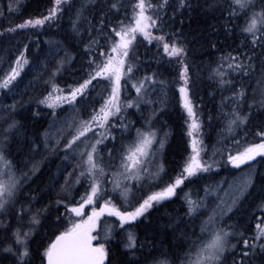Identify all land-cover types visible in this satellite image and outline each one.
Listing matches in <instances>:
<instances>
[{"label":"snow or ice","instance_id":"snow-or-ice-1","mask_svg":"<svg viewBox=\"0 0 264 264\" xmlns=\"http://www.w3.org/2000/svg\"><path fill=\"white\" fill-rule=\"evenodd\" d=\"M22 4L23 0H9V13L19 14ZM49 5L41 14L0 31V36L62 24L69 13V27L73 38L83 43L87 67L81 66L83 74L61 88L56 77L72 57L60 42L46 41L50 44L47 55L54 63L48 69L41 61L48 79L44 81L46 92L37 98L36 105L52 111L48 128L25 142L29 157L23 166L11 158L9 144L12 133L23 127L15 116L24 104L13 100L0 105V264H253L258 254L264 255V184L253 195L256 185L251 172L230 184L226 198L220 192L227 181L206 184L204 195L197 192L195 199L191 190L185 193L184 211L170 225L180 235L167 243L155 236L141 241L132 231L134 222L146 219L156 204L177 195V189L183 191L181 186L186 182L212 173L222 162L225 167L239 169L241 165L251 167L257 157L264 159V0H81L79 6L76 0H49ZM185 13L189 19L192 13L211 16L216 23L208 25V32L189 37L183 27ZM3 14L0 11V16ZM220 30L226 38L238 32L243 42L223 51L211 39ZM200 41L220 53L207 65L208 79L221 93L218 116L223 121L217 141L222 146L213 145L211 155L204 149L202 122L189 87L194 83L189 54ZM145 42L155 44L157 65L166 59L178 72L191 151L174 177L133 204L134 188L163 180L165 169L158 153L162 156L168 135L166 130L161 135L154 121L162 111L169 82L159 79L156 70L138 75L142 62L137 48ZM29 64L23 51L8 60L7 67L0 60V94H16L17 78ZM42 76L37 74L34 79ZM254 79L257 86L250 84ZM129 85L135 92L131 98ZM158 88L161 96L153 99ZM64 104L70 115L61 119L56 109ZM142 106L148 112L137 127L128 112L133 108L139 112ZM38 115L33 112V117ZM253 119L260 121L253 139L241 144L239 134L243 132L247 141L249 132L245 129ZM228 140L236 145L235 151L232 145L224 147ZM49 157L60 161L57 173L64 177L61 189L65 195L58 194L55 201L34 208L37 194L34 189H25L44 170ZM76 185L84 188L78 201L72 196ZM117 193L122 206L113 202ZM213 197L214 206L209 210L208 201ZM101 199L104 203L95 207ZM85 205L92 206L87 218ZM53 210L56 215L49 225L51 232L46 231V238L33 246L38 229ZM105 213L116 219L102 242L93 231ZM117 229L123 234L119 255L108 247Z\"/></svg>","mask_w":264,"mask_h":264},{"label":"trees","instance_id":"trees-1","mask_svg":"<svg viewBox=\"0 0 264 264\" xmlns=\"http://www.w3.org/2000/svg\"><path fill=\"white\" fill-rule=\"evenodd\" d=\"M80 2L81 0H76V6H79ZM8 5L9 0H0V11L4 13L3 16H0V31L22 22L23 19H27L30 15H39L50 6L49 0H23L21 11L17 14L15 12L9 13ZM169 11H171V9H169ZM69 15V13H66L62 24L59 25H45L41 29L18 30L17 33H5L3 36H0V60L4 61V67H7L8 60L14 59L20 51H23L30 61V64L26 65L24 70H22L21 77L17 78L20 83L18 88L15 89L16 94H9L7 96L0 94V105L11 104L13 100H17L24 104V108L20 109L19 114L15 116V119L20 121L23 127H21L18 132L12 133V142L9 144L11 158L19 162L20 166H23L29 157L25 142L36 138L39 133L44 132L49 126L51 111L45 105H40L39 107L36 105L37 98H39L42 93L46 92L44 81L48 79V72L41 65V61L47 64L48 69H51L54 63L52 58L47 55L50 44L46 43V41L60 42L68 56L72 57L71 63L66 65L65 70L57 75V84L62 86H65L66 83L71 84L74 79H77L83 74L81 66L84 68L87 67V56L83 51V43L73 38V34L69 27ZM183 19L185 20L183 27L185 32L189 34V37L194 34H199L201 31L208 32V25L216 23L211 16L205 17L196 13H192L190 19L189 14L185 13ZM138 39L142 40L143 38L139 37ZM211 39L215 40L219 48L223 51H228L229 46L235 48L243 42L238 32L232 38H226L222 30L219 31L218 35L211 36ZM25 44L28 45L26 49L24 47ZM201 44H204V47H201ZM65 52H61V55H64ZM137 54L140 56L142 62L141 72L138 73V75H142L144 71L150 72L156 70L159 74V79H164L169 82L165 89L167 96L162 106V111L157 114V119L154 121V126L161 129L160 134L163 135L164 130H166L168 135L162 153V162L165 169V172L162 174L163 180L151 186L144 184L141 187L134 188V195L131 197V202L133 204L141 196L147 195L151 191L158 190L159 187L163 186L164 182L169 180V177H174L191 151L188 144L189 137L186 135L187 125L185 124V119L187 113L182 108L180 102L179 84L181 82L178 81V72L167 64L166 59L161 62V65H157L156 59L159 58V55L154 43L152 45H147V42H145L144 46L137 48ZM219 55V52H215L207 47L206 41H200V43L196 44L194 50L189 54V62L194 66L190 72L191 78L194 81V83L189 86L190 96L195 105L197 115L202 122L201 136L204 149L209 155H211L213 151V145H216L217 148L222 146L220 143H217L218 132H220L223 127V121L218 116L221 93L216 88L215 84L208 79L207 71L208 63L215 60ZM40 73H43L42 78L38 80L34 79V77ZM238 79L237 77V82ZM174 80L176 82H173ZM246 83L249 82L246 81ZM250 84L251 86H257L255 79L252 80ZM129 90L132 92L130 85ZM249 91L251 92V88ZM224 95H227V92H225ZM160 96L161 92L158 88L153 95V99H158ZM245 110H247L246 107ZM56 111L62 119L64 117L63 111H61L60 108L56 109ZM33 112H39V115L33 117ZM147 112L148 108L144 106L141 107L139 112L134 109H129L128 118L135 121L136 126L139 127L143 115H146ZM210 115L212 116L211 121H209ZM259 122V120L253 119L249 127L245 129V131L249 132L247 141L244 139L243 132L239 134L238 139H240L241 144L250 142L253 139V133L256 131L255 125ZM249 129H251V131H249ZM227 145H232V141L228 140L224 142V147H227ZM109 146L111 147V145ZM232 146L233 151H235L236 145ZM205 159H207V156ZM257 163H259V167L254 179L256 188L253 190V195H255L262 184H264V159L260 158ZM58 164H60V161L56 158L49 157L46 159L44 161V170L39 173L38 177L34 178V181L30 182L29 187L25 189V191L34 189L37 194V201L33 204L34 208H40L48 204L50 200L55 201L58 198V194L65 195L61 189V185L64 183V177L62 175L58 176ZM235 172L236 169L230 166L225 167L222 162L221 167L214 169L212 173H204L200 179H196L192 183L186 182L185 185L181 186L183 191L177 189L178 194L176 196L156 204L154 208L149 210L146 219L141 218L140 223L134 222L135 226L132 231L141 241L146 238L151 239L155 236L157 240H164L165 243H167L173 239L174 235L179 237V230L174 233L173 227L170 225L178 216L182 215L184 211V201L182 199L184 194L191 190L194 199L196 198L197 192H199V195L203 196V188L206 184L210 185L222 177L229 179L234 176ZM108 187L110 189L111 186L109 185ZM76 189H78V191ZM83 192L84 188L76 185L73 189L72 196L78 201ZM104 199H107V197ZM104 199L101 200L104 201ZM113 202L118 206L124 204V202L119 199L118 193L113 194ZM247 206L246 202L244 208ZM90 208L91 206L88 207L87 211ZM241 211H243V208ZM60 212H64L63 207L60 208ZM239 214L240 213L237 212L236 216ZM55 215L56 213L53 210L50 218L44 222V226L38 229L33 241V246L39 243L42 238H46V231L49 233L51 232V227H49V225H51V221ZM115 219V217H109L104 222L107 229L113 224ZM241 222L244 223L246 221ZM12 223L15 225L16 221L13 220ZM23 223L26 227L27 218H25ZM181 227H183V224H181ZM93 234L97 236L96 232ZM122 236L123 234L117 229L113 236L109 238L110 243L108 247L111 248L113 252H116L117 255H119L118 246ZM98 240L102 241V239ZM253 264H264V255L258 254Z\"/></svg>","mask_w":264,"mask_h":264},{"label":"rangeland","instance_id":"rangeland-1","mask_svg":"<svg viewBox=\"0 0 264 264\" xmlns=\"http://www.w3.org/2000/svg\"><path fill=\"white\" fill-rule=\"evenodd\" d=\"M60 87L61 88H64L65 86L60 85ZM134 95H135L134 90H132V92L130 91L129 98H131V96H134ZM61 107L64 109V111L62 112V113H64V117H66V115L67 116L70 115V110H69L67 104L61 105L58 108H61ZM77 107H79V106H77ZM133 109L136 111L135 108H133ZM49 110L52 111L51 109H49ZM142 122H143V117H142ZM200 135H201V133H200ZM158 156L162 159L161 154L158 153ZM258 167H259V163H255V164L251 165V167H249V166L243 167L241 169L236 170V172L234 173V176L233 177H231L229 179H227L226 177H222L219 180H216L215 182L211 183L210 185H215L218 182L227 181L226 183H223L222 184V190L220 192V195L221 196H225V198H226V191L225 190H229L230 184L234 185V184L240 182L245 176H247L249 174V172L252 173V179L254 180L255 179V176H256V172L258 170ZM214 200H215L214 197L209 199V201H208L209 210L211 209L212 206H214ZM102 203H104V201L101 200L100 202H97L94 206L97 207V208H99V205L102 204ZM91 210H92V206H91V208L88 211L85 212V218H87V213H90ZM109 217L110 216L107 213H105L104 215H102L100 217V219H99V221L97 223V227L93 231V233H95V232L97 233L98 239H102L105 236V232L107 231V226L105 225L104 222Z\"/></svg>","mask_w":264,"mask_h":264},{"label":"water","instance_id":"water-1","mask_svg":"<svg viewBox=\"0 0 264 264\" xmlns=\"http://www.w3.org/2000/svg\"><path fill=\"white\" fill-rule=\"evenodd\" d=\"M260 158H261V157H257V158H256V161L259 160ZM256 161H255V162H256ZM253 163H254V162H252L251 164H253ZM244 166H247V165H241V167H244ZM241 167H240V168H241ZM87 206H88V205H85V209H86ZM94 243H95V241H94ZM106 264H107V262H106Z\"/></svg>","mask_w":264,"mask_h":264},{"label":"bare ground","instance_id":"bare-ground-1","mask_svg":"<svg viewBox=\"0 0 264 264\" xmlns=\"http://www.w3.org/2000/svg\"><path fill=\"white\" fill-rule=\"evenodd\" d=\"M260 160V159H259Z\"/></svg>","mask_w":264,"mask_h":264}]
</instances>
